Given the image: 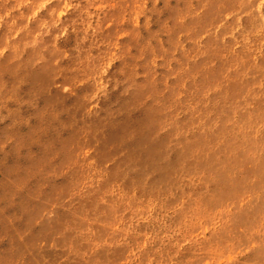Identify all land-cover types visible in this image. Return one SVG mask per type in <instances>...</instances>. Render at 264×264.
<instances>
[{"label": "clouds", "instance_id": "clouds-1", "mask_svg": "<svg viewBox=\"0 0 264 264\" xmlns=\"http://www.w3.org/2000/svg\"><path fill=\"white\" fill-rule=\"evenodd\" d=\"M0 264H264V0H0Z\"/></svg>", "mask_w": 264, "mask_h": 264}, {"label": "rangeland", "instance_id": "rangeland-1", "mask_svg": "<svg viewBox=\"0 0 264 264\" xmlns=\"http://www.w3.org/2000/svg\"><path fill=\"white\" fill-rule=\"evenodd\" d=\"M70 43V42H69Z\"/></svg>", "mask_w": 264, "mask_h": 264}]
</instances>
